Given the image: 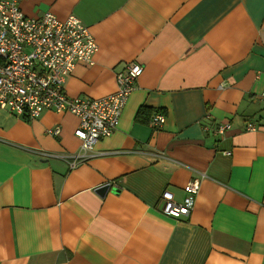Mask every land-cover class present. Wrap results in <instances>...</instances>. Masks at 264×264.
<instances>
[{
    "label": "crops",
    "instance_id": "1",
    "mask_svg": "<svg viewBox=\"0 0 264 264\" xmlns=\"http://www.w3.org/2000/svg\"><path fill=\"white\" fill-rule=\"evenodd\" d=\"M21 7L29 17L74 14L93 34V63L75 65L69 95L115 92L132 61L143 73L118 128L74 167L63 156L81 146L75 114L28 120L0 109V264H264V0ZM156 112L166 118L159 130ZM190 181L199 183L190 214L163 213L162 192L182 201Z\"/></svg>",
    "mask_w": 264,
    "mask_h": 264
},
{
    "label": "built area",
    "instance_id": "2",
    "mask_svg": "<svg viewBox=\"0 0 264 264\" xmlns=\"http://www.w3.org/2000/svg\"><path fill=\"white\" fill-rule=\"evenodd\" d=\"M21 1L0 0V109L28 120L47 110L75 114L79 124L74 133L81 146L76 153L63 156L70 158V166L74 167L94 156L95 145L118 128L122 110L143 73V65L132 61L116 72L117 89L107 96L69 95L65 86L75 65L80 61L93 63L98 50L93 34L74 14L60 19L47 11L39 17H29ZM165 120L163 113L156 112L150 124L159 130ZM228 128L229 123H222L215 131L224 134ZM256 128L253 121L247 122V129ZM49 132L59 135L60 128L53 127ZM184 190L187 195L182 202L176 201L169 190L162 193L164 213L174 217L189 215L199 183L189 182Z\"/></svg>",
    "mask_w": 264,
    "mask_h": 264
},
{
    "label": "water",
    "instance_id": "3",
    "mask_svg": "<svg viewBox=\"0 0 264 264\" xmlns=\"http://www.w3.org/2000/svg\"><path fill=\"white\" fill-rule=\"evenodd\" d=\"M110 188V184H104L99 186L96 191L100 194V195H104Z\"/></svg>",
    "mask_w": 264,
    "mask_h": 264
},
{
    "label": "bare ground",
    "instance_id": "4",
    "mask_svg": "<svg viewBox=\"0 0 264 264\" xmlns=\"http://www.w3.org/2000/svg\"><path fill=\"white\" fill-rule=\"evenodd\" d=\"M263 90H264V89H263ZM262 98H263V97H262ZM229 124H230V123H229ZM224 133H225V132H224ZM190 182H193V181H190ZM188 183H189V182H188ZM188 183H187V184H188ZM166 190H167V189H166ZM164 191H165V190H164ZM164 191H163V192H164ZM169 191H170V190H169ZM163 192H162V193H163ZM171 192H172V191H171ZM172 193H173V192H172ZM197 194H198V193H197ZM161 195H162V194H161ZM186 195H187V194H186ZM185 197H186V196H185ZM195 199H196V198H195ZM175 200H176V199H175ZM176 201H177V200H176ZM182 201H183V200H182ZM182 201H178V202H182ZM160 202H161V210H162L161 196H160ZM193 208H194V207H193ZM192 210H193V209H192ZM162 212H163V211H162ZM163 213H164V212H163ZM165 214H166V213H165ZM189 214H190V213H189ZM187 216H188V215H187Z\"/></svg>",
    "mask_w": 264,
    "mask_h": 264
}]
</instances>
